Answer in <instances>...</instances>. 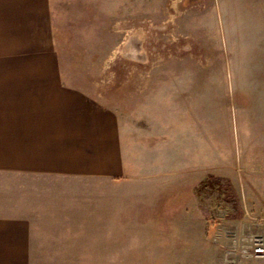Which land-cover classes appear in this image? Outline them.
Returning a JSON list of instances; mask_svg holds the SVG:
<instances>
[{
	"label": "crops",
	"instance_id": "1",
	"mask_svg": "<svg viewBox=\"0 0 264 264\" xmlns=\"http://www.w3.org/2000/svg\"><path fill=\"white\" fill-rule=\"evenodd\" d=\"M53 7L0 0V264H222L207 239L229 221L208 219L196 184L224 171L231 137L210 136L209 152L207 101L185 90L155 97L145 122L126 89L117 114L60 65ZM254 170L245 187L264 216V160Z\"/></svg>",
	"mask_w": 264,
	"mask_h": 264
},
{
	"label": "rangeland",
	"instance_id": "2",
	"mask_svg": "<svg viewBox=\"0 0 264 264\" xmlns=\"http://www.w3.org/2000/svg\"><path fill=\"white\" fill-rule=\"evenodd\" d=\"M53 6L60 65L75 68L117 114L126 89L145 122L152 100H166L168 90L207 101L209 152L218 141L210 136L229 135L232 158L224 155V171L209 170L196 184V202L208 219L229 221L223 231L244 224V211L252 210L244 180L254 184V168L264 160V0H53ZM245 225L263 234L261 224ZM216 232L209 231L208 244H217ZM207 263L193 256L192 264Z\"/></svg>",
	"mask_w": 264,
	"mask_h": 264
},
{
	"label": "built area",
	"instance_id": "3",
	"mask_svg": "<svg viewBox=\"0 0 264 264\" xmlns=\"http://www.w3.org/2000/svg\"><path fill=\"white\" fill-rule=\"evenodd\" d=\"M201 192L207 202L209 198L207 194L208 189L204 188V191L201 190ZM243 214H245V216H243L246 219L243 221L244 224L237 223L238 229L224 231L222 234L216 233L214 235V240L223 250L222 259L224 264H238L240 259L242 260L243 258L260 257L264 255L263 234L253 230L251 226L245 225L247 220H249L252 224H264V216L254 215L248 210V208ZM244 225V228L246 229L239 228Z\"/></svg>",
	"mask_w": 264,
	"mask_h": 264
},
{
	"label": "bare ground",
	"instance_id": "4",
	"mask_svg": "<svg viewBox=\"0 0 264 264\" xmlns=\"http://www.w3.org/2000/svg\"><path fill=\"white\" fill-rule=\"evenodd\" d=\"M136 52V51H135Z\"/></svg>",
	"mask_w": 264,
	"mask_h": 264
}]
</instances>
